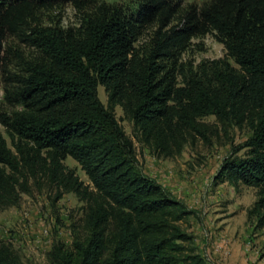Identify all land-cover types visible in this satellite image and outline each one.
<instances>
[{"label": "trees", "instance_id": "1", "mask_svg": "<svg viewBox=\"0 0 264 264\" xmlns=\"http://www.w3.org/2000/svg\"><path fill=\"white\" fill-rule=\"evenodd\" d=\"M63 3L90 11L77 27L37 22L41 9ZM180 3L136 0L130 8L97 0H0V69L7 38L35 50L5 87L18 109L0 112L11 143L0 133V210L16 206L31 185L54 191L52 203L65 193L82 202L87 236L53 243L48 257L55 264H206L184 245L191 236L178 223L189 211L142 172L115 106L132 122L136 140L157 156L180 153L194 134L206 138L205 116L247 125L244 156L225 160L218 176L255 187L254 208L264 207V0L190 5L170 25ZM152 24L149 42L137 46ZM206 34L224 45L226 58L186 67L182 52ZM66 157L88 184L63 163ZM0 264L27 263L0 240Z\"/></svg>", "mask_w": 264, "mask_h": 264}, {"label": "rangeland", "instance_id": "2", "mask_svg": "<svg viewBox=\"0 0 264 264\" xmlns=\"http://www.w3.org/2000/svg\"><path fill=\"white\" fill-rule=\"evenodd\" d=\"M134 1L97 0L130 8ZM208 1L181 0L170 25L179 23L190 5L200 6ZM89 11L78 10L69 3L57 4L41 9L37 22L44 26L77 27ZM155 29V24L145 27L136 45H146ZM4 47L8 51L6 65L0 69V112L10 113L18 106L14 107L7 100L5 87L11 86L9 78L20 71L21 60L30 59L35 50L16 38H7ZM219 58H226L224 45L212 34H206L192 38L179 61L186 67L196 68L205 60ZM227 60L237 67L232 59ZM97 93L100 101L107 105L106 92L101 85ZM114 114L134 143L142 172L156 179L189 211L178 223L191 236L190 241L184 243L186 249L193 248L191 253L199 254L206 264H264V225L261 224L264 207L254 208L257 189L242 183L231 184L218 176L225 160L244 156L246 150L240 146L251 134L248 126L222 123L212 115L205 116L200 122L206 138L194 134L180 153L165 157L152 154L136 140L133 124L125 118L121 107L115 106ZM0 133L11 146L10 137L1 124ZM63 163L84 184L89 183L72 158L66 157ZM19 197L16 206L0 210V240L11 243L23 262L55 264L48 257L53 243L60 241L70 245L76 239L86 238L84 204L73 194L65 193L52 203L54 191L46 186L31 185L29 194L20 193Z\"/></svg>", "mask_w": 264, "mask_h": 264}]
</instances>
